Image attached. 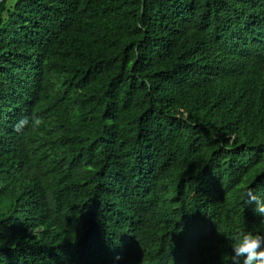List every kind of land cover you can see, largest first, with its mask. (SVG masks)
<instances>
[{"label":"trees","instance_id":"trees-1","mask_svg":"<svg viewBox=\"0 0 264 264\" xmlns=\"http://www.w3.org/2000/svg\"><path fill=\"white\" fill-rule=\"evenodd\" d=\"M246 186L264 197V0H0V264H231L264 233Z\"/></svg>","mask_w":264,"mask_h":264},{"label":"clouds","instance_id":"clouds-1","mask_svg":"<svg viewBox=\"0 0 264 264\" xmlns=\"http://www.w3.org/2000/svg\"><path fill=\"white\" fill-rule=\"evenodd\" d=\"M42 123L40 116L33 115L31 119L25 116L20 118L14 127L18 132L25 128L37 130ZM242 194L243 203L253 205L255 213L264 218V197L259 196L251 186L243 188ZM230 249L232 250L231 264H264V233L241 229L231 237ZM95 253L88 248L83 251L85 256H92ZM107 264H177V258L175 254L166 251L159 254H146L139 243H134L130 245L126 253L117 256L113 262Z\"/></svg>","mask_w":264,"mask_h":264}]
</instances>
